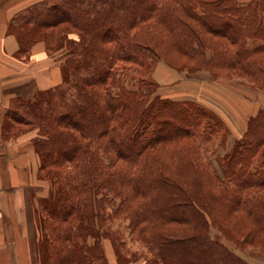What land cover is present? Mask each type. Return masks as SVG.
I'll use <instances>...</instances> for the list:
<instances>
[{
  "label": "trees",
  "instance_id": "trees-1",
  "mask_svg": "<svg viewBox=\"0 0 264 264\" xmlns=\"http://www.w3.org/2000/svg\"><path fill=\"white\" fill-rule=\"evenodd\" d=\"M9 27L21 52L43 40L61 62L62 83L19 98L3 122L37 129L39 176L51 184L36 212L41 264H107L100 239L123 237L104 231L109 218L127 220L143 264L264 258V108L216 154L218 170L201 145L228 133L216 113L119 74L162 59L264 91V0H40Z\"/></svg>",
  "mask_w": 264,
  "mask_h": 264
},
{
  "label": "crops",
  "instance_id": "crops-1",
  "mask_svg": "<svg viewBox=\"0 0 264 264\" xmlns=\"http://www.w3.org/2000/svg\"><path fill=\"white\" fill-rule=\"evenodd\" d=\"M38 1L0 0V264H41L33 249L40 236L36 227L37 200L47 195L49 183L39 176L40 162L33 144L37 129L18 124L8 129L3 127L5 111L12 107L14 100L32 97L37 91L54 88L63 81L61 62L48 51L45 42L36 40L28 52L23 53L9 27L15 13ZM186 73L160 59L154 63L150 75L160 88H169L160 96L191 99L206 107L209 106L201 102L202 97H176L171 93L176 92L175 88H222L219 89L221 94L211 97V101L218 105V100L223 101L231 110L230 118L216 113L228 130L225 152L235 140L242 138L249 117L264 108L261 105L264 104V98L261 99L264 91L258 89L259 96L252 99L247 97L251 93L244 88L254 93L257 88L223 82L221 77L207 79L203 84L197 80L186 82ZM108 241L101 243L107 264H143L144 258L118 262L114 245ZM249 260L252 264H264L262 257L250 256Z\"/></svg>",
  "mask_w": 264,
  "mask_h": 264
},
{
  "label": "rangeland",
  "instance_id": "rangeland-1",
  "mask_svg": "<svg viewBox=\"0 0 264 264\" xmlns=\"http://www.w3.org/2000/svg\"><path fill=\"white\" fill-rule=\"evenodd\" d=\"M124 67H121V66L119 67V74L124 79H126V84L128 85V87H132V88L136 87L138 85L136 80L143 78L144 79L143 81L146 84H143L142 88H145L148 90H154L155 89V92L159 95H162L163 90L169 89V88H160L159 84L151 77V75H150L151 71L149 73H144L140 69H137V67L136 68L131 67V66H124ZM151 70H152V68H151ZM186 76L188 77V78L184 79V80H186V82L190 81V82L194 83L195 80H197L200 84L201 83L203 84V83H205V81H208L207 79H211L209 76V73L206 70H198V71L192 72V73L188 72V74L186 73ZM190 76H193V78H189ZM224 76L221 77L223 79H220L223 82H232L233 84H236V85L251 87L246 83H241L240 80L238 79L239 77H235L236 79H229L226 76L225 77ZM150 82H152V83H150ZM153 82L156 84V86ZM219 89H222V88H175L174 91H176V92L171 93V95L175 94L176 97L177 96H180V97L187 96V97H192V98H201L202 97L201 102H203L204 104L209 106L208 108L210 110H212L214 113H217V114H219L225 118H230V111L231 110L223 101L218 100L219 105L216 104V102L214 103L211 101V97L212 98L215 96L217 97V95L221 94ZM240 89H243V88H240ZM244 89L246 91L248 90V92L251 93L250 94L251 97L247 95V97H249V98L253 99L254 96L256 98L259 96V90L258 89H256L255 93L252 92L251 90L247 89V88H244ZM206 97H207V99H206ZM262 98H264V96H262L261 99ZM202 99H205V100H202ZM17 103H18V99L14 100L12 102L11 108H14L17 105ZM261 105H264V104L261 103ZM255 106L253 107L254 110H255ZM247 114H249V112H247ZM225 128H226V126H225ZM225 128H224V130H225ZM227 134H224L223 132H218L217 134L211 136L208 141L202 142V144H201L202 145V153H203L204 157L209 158L218 170H220L219 169V160L216 157V154H219L220 152H223L226 149V147L224 146V142L226 140ZM47 181L49 183V190H50L51 184H50L49 180H47ZM49 190H48V193H49ZM39 201L40 200H37V207H38V208L36 207L37 210L40 208ZM127 224H128L127 220H125L123 218H109L103 224L104 231L106 230V231H111V232L112 231L119 232L123 236L122 241H119L117 245H115L113 242L114 249H115L116 256H117V260L120 263H125L130 259H141L144 257L143 254H145V247L140 242H138L137 240H135L131 237V233L129 231ZM36 225H37V223H36ZM37 229H38V227H37ZM211 235L214 238H218V236H219L218 232L215 229L211 230ZM100 240H101V243L103 242V243L107 244V243H109L108 240H110V239L107 237H102ZM224 243L229 247H233V244H231L228 241H224ZM103 252H104V250H103ZM237 252L241 253V255H244L247 258L250 257L247 250L237 251ZM104 255H105V253H104Z\"/></svg>",
  "mask_w": 264,
  "mask_h": 264
}]
</instances>
